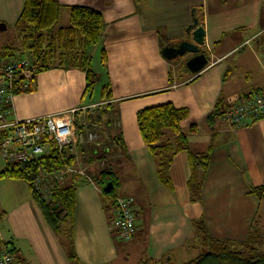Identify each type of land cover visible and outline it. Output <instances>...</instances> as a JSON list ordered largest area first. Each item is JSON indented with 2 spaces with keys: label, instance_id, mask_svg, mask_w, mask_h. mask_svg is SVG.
Masks as SVG:
<instances>
[{
  "label": "crops",
  "instance_id": "obj_1",
  "mask_svg": "<svg viewBox=\"0 0 264 264\" xmlns=\"http://www.w3.org/2000/svg\"><path fill=\"white\" fill-rule=\"evenodd\" d=\"M58 1L59 27L69 24L72 5L101 11V39L89 49L86 68L41 71L33 91L13 97L7 118L87 106L76 111V127L96 131L99 143L79 145L78 158L70 164L84 174L72 173L61 184L81 179L73 213L79 260L119 264L141 246L153 264H181L189 239L195 247L201 220L216 238L245 241L251 230L264 235V196L251 192L264 185V118L234 125L223 113L241 96L264 92V0ZM195 20L205 28L208 54L199 72L185 65L191 54L168 58L163 53L167 46L192 40ZM87 67L95 84L85 93ZM165 102L189 109L181 121L187 147L173 155L171 185L160 180L137 116L140 109ZM177 139L165 130L162 142L175 147ZM190 151H210L202 189L194 196L188 186ZM7 164L0 155V242L15 246L20 264H71L67 234L49 223L28 182L1 174ZM110 180L113 189L122 184V192L106 193ZM118 196L135 198L138 229L129 240L114 227Z\"/></svg>",
  "mask_w": 264,
  "mask_h": 264
},
{
  "label": "trees",
  "instance_id": "obj_2",
  "mask_svg": "<svg viewBox=\"0 0 264 264\" xmlns=\"http://www.w3.org/2000/svg\"><path fill=\"white\" fill-rule=\"evenodd\" d=\"M60 12L61 3L58 0H24L19 21L30 32L29 36L33 41L29 44L27 35H25V41L27 46L29 44L34 51L28 50L27 52L33 55L39 65L40 72L52 66L86 68V65L89 64L87 59L89 49L101 39L104 24L101 11L86 5H72L69 24L59 27L57 25ZM12 54H5L1 57ZM54 56H58L59 60H55L53 63L50 58ZM92 76V69L87 67L85 93L93 90L95 82ZM104 90L108 92L109 86L105 85ZM110 93L107 94V97L110 96ZM188 115L187 107H179L172 102L142 108L137 115L142 138L157 160L158 174L165 185H171L169 166L174 153L178 149L187 147L186 138L181 129V121ZM260 118H264V116ZM196 127L192 128L196 129ZM165 130H170L178 135L179 144L177 146L173 147L171 141L162 142ZM73 160L72 157H69L66 162L70 164ZM209 162L210 151H190L192 174L188 186L193 196L197 193L200 194ZM41 166L49 171H54L64 167V161L59 151L54 148L49 154L39 158L26 162L8 163L1 174L28 182L49 223L58 233L67 234L70 240L68 255L71 264H83L79 260L73 244L75 194L81 179L75 177L71 184L58 186L54 191L53 199L47 202L34 187V180ZM251 192L259 198L264 196V185L252 188ZM57 204L59 207L55 209ZM114 204L116 207V197ZM67 220L70 221V226L64 225ZM196 230L195 242L206 246L207 250L181 264H264V248L261 247L264 235L261 236L255 230L250 231L245 241L212 237L202 220L196 222ZM14 250L16 253V248Z\"/></svg>",
  "mask_w": 264,
  "mask_h": 264
},
{
  "label": "built area",
  "instance_id": "obj_3",
  "mask_svg": "<svg viewBox=\"0 0 264 264\" xmlns=\"http://www.w3.org/2000/svg\"><path fill=\"white\" fill-rule=\"evenodd\" d=\"M39 65L33 55L23 54L0 57V155L8 163L26 162L49 154L56 148L62 156L64 167L49 171L39 168L34 180L35 189L50 202L54 191L70 174H84L66 160L78 158V147L86 141L99 143L96 131H83L76 127V111L86 105L73 107L68 112L48 113L40 116L8 120L11 101L16 94L33 91L37 86ZM224 116L234 125L246 124L264 116V92L241 96L224 111ZM137 210L133 196L116 197L114 227L116 234L129 240L136 233ZM15 246L0 242V264H20Z\"/></svg>",
  "mask_w": 264,
  "mask_h": 264
},
{
  "label": "rangeland",
  "instance_id": "obj_4",
  "mask_svg": "<svg viewBox=\"0 0 264 264\" xmlns=\"http://www.w3.org/2000/svg\"><path fill=\"white\" fill-rule=\"evenodd\" d=\"M23 3L24 0H0V24L4 23L6 25L5 28L0 27V57L5 54H23L28 50H33V48L29 46L33 41L32 37L29 36L30 32L25 29V26L19 21ZM61 24H63V20H61L57 26ZM25 35H27L29 40L28 46L25 41ZM50 60L54 63V61L59 60V58L58 56H54L50 58ZM113 190L118 193L119 191L122 192V184H117ZM59 224H62V222H59ZM65 224L70 226L71 223L67 220L64 222V225ZM193 242H195V239ZM194 245L195 247L192 248L191 240L189 239L188 246L185 247L181 255L184 260H178V263L181 261L186 262L207 250V247L201 243L197 245V242H195ZM152 261L149 254L145 253L144 248L137 246L133 249V254L131 253V255L127 257V260L121 261L119 264H153ZM173 262H175V259ZM165 263L171 264L169 261H165Z\"/></svg>",
  "mask_w": 264,
  "mask_h": 264
},
{
  "label": "water",
  "instance_id": "obj_5",
  "mask_svg": "<svg viewBox=\"0 0 264 264\" xmlns=\"http://www.w3.org/2000/svg\"><path fill=\"white\" fill-rule=\"evenodd\" d=\"M196 27L191 32L192 40H183L176 46H167L164 48L163 53L168 58L184 57L191 54L186 60L185 65L193 72L201 71L208 63V54L205 50V28L202 24L195 20ZM1 28H5L4 23L0 24ZM85 180V179H84ZM114 187L112 180L108 181L103 187L104 191H110ZM59 205L55 206L58 209ZM62 210V209H61ZM60 210V211H61Z\"/></svg>",
  "mask_w": 264,
  "mask_h": 264
}]
</instances>
